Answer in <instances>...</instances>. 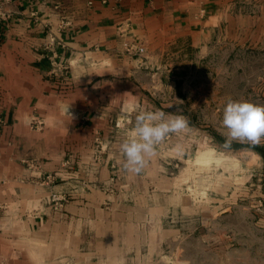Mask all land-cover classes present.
Wrapping results in <instances>:
<instances>
[{"label": "crops", "instance_id": "1", "mask_svg": "<svg viewBox=\"0 0 264 264\" xmlns=\"http://www.w3.org/2000/svg\"><path fill=\"white\" fill-rule=\"evenodd\" d=\"M235 3L15 0L4 7L0 264H119L143 241L160 210L150 203L158 156L133 174L119 151L147 100L138 84L170 44L224 32L239 16L228 12ZM127 43L145 51L128 53ZM54 192L67 194L63 210L50 202Z\"/></svg>", "mask_w": 264, "mask_h": 264}, {"label": "rangeland", "instance_id": "2", "mask_svg": "<svg viewBox=\"0 0 264 264\" xmlns=\"http://www.w3.org/2000/svg\"><path fill=\"white\" fill-rule=\"evenodd\" d=\"M235 2L224 32L172 43L144 69L143 110L179 107L189 128L157 147L160 210L119 264H264V142L220 147L227 99L264 105V0Z\"/></svg>", "mask_w": 264, "mask_h": 264}, {"label": "clouds", "instance_id": "3", "mask_svg": "<svg viewBox=\"0 0 264 264\" xmlns=\"http://www.w3.org/2000/svg\"><path fill=\"white\" fill-rule=\"evenodd\" d=\"M220 127L222 149L231 150L234 143L256 147L264 142V105L229 98L222 108ZM188 128L189 120L179 107L175 112L158 108L140 111L134 118L132 134L119 146L124 170L141 173L168 136Z\"/></svg>", "mask_w": 264, "mask_h": 264}, {"label": "built area", "instance_id": "4", "mask_svg": "<svg viewBox=\"0 0 264 264\" xmlns=\"http://www.w3.org/2000/svg\"><path fill=\"white\" fill-rule=\"evenodd\" d=\"M15 0H0V29L3 26L4 21L7 18V14L4 12V7L13 3ZM88 3L92 5L94 3V0H88ZM125 50L128 53H143L145 51V48L142 46H138L136 44H129L127 43L125 45ZM3 120L0 118V122ZM68 199L67 194L62 192H54L50 196V202L52 203L54 209L56 210H63L65 203Z\"/></svg>", "mask_w": 264, "mask_h": 264}]
</instances>
